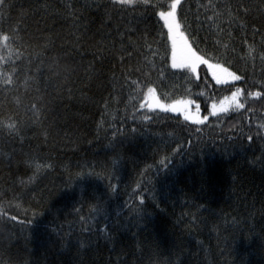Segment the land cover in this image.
Returning a JSON list of instances; mask_svg holds the SVG:
<instances>
[{"label": "trees", "instance_id": "1", "mask_svg": "<svg viewBox=\"0 0 264 264\" xmlns=\"http://www.w3.org/2000/svg\"><path fill=\"white\" fill-rule=\"evenodd\" d=\"M171 2L0 6V264H264V0H181L219 84L172 68ZM150 88L244 107L192 123Z\"/></svg>", "mask_w": 264, "mask_h": 264}, {"label": "snow or ice", "instance_id": "2", "mask_svg": "<svg viewBox=\"0 0 264 264\" xmlns=\"http://www.w3.org/2000/svg\"><path fill=\"white\" fill-rule=\"evenodd\" d=\"M181 0H172V2L168 5L167 10H161L157 13V15L163 20L164 26L168 30L169 39L172 41V68H189L192 72H195L197 69V64H204L207 65L209 70H212V76L216 80V82L219 83H227L228 81L222 77V75H219L216 70L218 69L221 73L226 74L227 77H230L232 80H240L241 77L236 75L234 72H230L227 68H224L222 65H213L209 62L208 59H205L203 55H199L197 50H194L192 46L187 44V41L184 42V53L181 56V58L177 59V53H176V33L179 29V23L176 20V13L177 8L180 5ZM114 3H119L120 5H127L132 3H141L147 5L149 3V0H114ZM0 6L8 7L9 5H6L5 0H0ZM160 7H163L162 5ZM9 39L8 36H2L0 37V41L7 42ZM15 70V69H14ZM5 83H11V77H7L5 80ZM149 91H152L150 88ZM240 94V89H237L235 92L232 93V102L235 103V106L237 108H243L244 105L237 102V97ZM249 95H252L251 93ZM254 95L260 96L261 94L259 92L255 93ZM228 98H225V101H227ZM177 103H184L182 101ZM188 103H191L190 101ZM221 111H227L228 107L223 106ZM173 110H175V105L172 106ZM216 105H213V110L215 112ZM11 219L15 220L16 217L13 216Z\"/></svg>", "mask_w": 264, "mask_h": 264}, {"label": "rangeland", "instance_id": "3", "mask_svg": "<svg viewBox=\"0 0 264 264\" xmlns=\"http://www.w3.org/2000/svg\"><path fill=\"white\" fill-rule=\"evenodd\" d=\"M167 32H168V30H167ZM168 37H169V34H168ZM185 41H187V39L181 33L180 29H178V31L176 33V53H177V59L178 60L181 58V56L184 53V42ZM187 44L189 45L188 41H187ZM170 45H171V51H172V41L171 40H170ZM198 65L199 64H197V67H198ZM213 65H217V64H213ZM213 70H216L218 72V74L222 75V77L224 79H226L228 82L239 81V80H232L230 77H227L226 74L221 73L218 69H213ZM210 72L212 75V70H210ZM230 72H232V71H230ZM227 98H228L227 101H225V99H223L220 102L210 103L209 108H208V113H204L203 110L201 109V107L199 106V103L194 101V100L182 98V99H177V100H173V101H169V102H163V101L158 100L156 98L155 93L153 91H150V93L146 97V101H147V107L151 110L158 109V110L169 111V112L178 114L179 116H181V118H183L184 120H186L188 122L199 123V122L206 121L209 116H213V115H217L219 113L226 112V111L220 110L222 107V102H224L223 106L228 107V110L235 108L236 107L235 103H233L232 99H231L232 95L230 97H227ZM239 98H240V94L237 97L238 103H240ZM180 101H182L184 103H177ZM189 101L191 103H188ZM214 104L216 105L215 112L213 110ZM173 105H175V110H173V107H172Z\"/></svg>", "mask_w": 264, "mask_h": 264}]
</instances>
